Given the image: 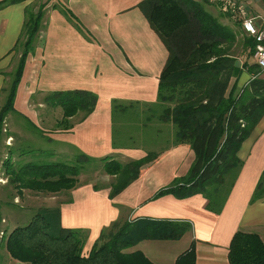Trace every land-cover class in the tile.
I'll return each instance as SVG.
<instances>
[{
    "label": "crops",
    "instance_id": "1",
    "mask_svg": "<svg viewBox=\"0 0 264 264\" xmlns=\"http://www.w3.org/2000/svg\"><path fill=\"white\" fill-rule=\"evenodd\" d=\"M143 1L20 0L2 7L0 100L14 67L25 9L33 2L37 3L36 10L43 4L41 28L16 89L14 113L27 118L36 127L33 108L39 110L37 106L41 104L33 102L34 99L39 96L46 99L54 92H91L97 97L92 113L85 118L81 113L68 118L66 122L70 127L64 130V125H60L62 118L59 119L63 112L57 108L59 112L53 110L57 113L53 126L45 128L43 136L76 157L81 154L92 159L113 157L126 164L144 158L149 152L158 154L141 169L135 181L112 199L109 185L95 186L89 182L69 191L65 201L54 197L52 232L57 235L60 229L84 231L83 255L87 256L101 231L114 222H132L133 225L144 221L184 222L189 230L179 239L140 240L127 252L139 251L153 264H176L192 246L194 264H229L228 249L236 232L256 234L264 243V197L252 200L264 172V113L239 148L237 156L241 167L219 212L206 208L207 200L202 194L182 199L172 194L158 195L175 178L185 177L194 161L188 144L172 145L171 124H167L170 136L163 135L166 138L159 152L150 150L147 144L140 145V141L113 146L112 102L139 106L155 103L159 77L168 59L164 43L138 7ZM243 1L252 15L264 17V0ZM213 17L235 36L231 54L240 72L237 80L235 77L230 80L227 96L233 86L237 88L234 95L238 96L254 77L243 65L245 62L251 65L254 58L248 57L243 47V39L248 36L240 24L219 11ZM256 24L261 25V21L256 20ZM236 39L238 43L240 40L242 54L235 53ZM258 77L264 79V72ZM134 113L145 117L143 112H133L129 116ZM152 133L147 141L155 146L163 136L159 137L156 131ZM59 152L57 154L69 155L62 150ZM6 257L8 264H20Z\"/></svg>",
    "mask_w": 264,
    "mask_h": 264
},
{
    "label": "trees",
    "instance_id": "2",
    "mask_svg": "<svg viewBox=\"0 0 264 264\" xmlns=\"http://www.w3.org/2000/svg\"><path fill=\"white\" fill-rule=\"evenodd\" d=\"M17 1L20 0H1L0 9ZM138 7L168 51L159 77L156 102L143 105L150 112L157 108L160 112L149 114L147 119L170 123L174 128L172 145L186 143L194 154L188 174L175 178L158 195L172 194L182 199L202 194L207 200L206 208L219 212L241 167L237 156L239 148L264 113V79L258 77L262 71L256 63L248 66L245 62L243 65L254 77L240 95H234L236 86H233L227 96L230 80L234 77L237 80L240 72L231 54L235 36L194 0H144ZM44 11L43 4L36 11L32 6L25 9L23 31L16 45L24 39L23 50L11 83L4 89L8 94L6 109L14 111L16 89L25 60L34 49ZM242 43L248 51L246 55L253 57L254 39L247 37ZM46 98L62 109L60 125H64V130L70 127L66 122L68 118L77 113H81L82 118L87 117L97 103L96 95L87 91L54 92ZM137 106L113 101V121L118 113L130 118L132 113L128 110ZM113 146L122 147L117 144L114 133ZM157 156L149 152L142 159L121 164L113 157L92 159L81 154L74 165L61 162L26 164L16 175L26 186L39 187L47 194H60L77 188L80 185L77 176L86 170V164L97 163L96 167L116 179L109 184L112 199L135 181L141 169ZM262 197L264 172L252 200ZM49 224L46 215L37 213L27 225L6 230L0 239V249L4 242L9 258L20 264H153L141 252L128 253L127 250L140 240H176L189 230L184 222L144 221L131 226L127 222H114L101 231L85 256L84 231L60 229L56 235L52 228L50 231ZM227 260L229 264H264V243L256 234L238 231L231 240ZM194 261L191 246L176 264H194Z\"/></svg>",
    "mask_w": 264,
    "mask_h": 264
},
{
    "label": "rangeland",
    "instance_id": "3",
    "mask_svg": "<svg viewBox=\"0 0 264 264\" xmlns=\"http://www.w3.org/2000/svg\"><path fill=\"white\" fill-rule=\"evenodd\" d=\"M198 1L199 4L212 15H215L216 12L219 11L205 0ZM36 5V2H33L31 5L33 11H36ZM225 16L230 19L229 16ZM22 31L21 29L20 33H22ZM19 36H21V34ZM239 38L240 36H238V39ZM238 39H236L237 45L235 47V53L237 55L241 53L240 40L238 43ZM23 44L24 39L20 45L15 48L16 59L14 61L13 70L11 71L12 73L9 75L7 83L5 84V89H8L12 76L16 71L20 58L19 55H21L23 50ZM251 62H255L254 58H252ZM255 69L258 71L257 67ZM7 95L6 92H3L0 100V239L6 230L11 231L16 227L27 225L37 213L47 216L51 231V228L55 225V215L53 217L51 213L53 198H58L59 196V200L65 201L67 200V194H69V191L60 194H47L42 192L39 187L26 186L21 183V179L19 180L20 177L16 175L18 169L26 164L61 162L74 165L75 161H77L75 154L68 152V150L58 146L56 143H52V141L43 136L46 133L44 129H50V127L53 126V121L57 117V108L61 109L60 107L52 105V101L48 100L49 97L45 99L39 96L37 100L34 99L33 102L38 101L37 103L41 104V106H37L39 110L33 108V112L36 114L34 115L35 122L38 125L34 127L33 123L29 122L27 118L15 114L10 108H5ZM156 111L159 113L160 108H157ZM128 112H143L145 117L140 118L139 116H135L138 113H134L127 119L119 113L114 116L113 133L117 144L122 145L125 142L138 144L140 141V145L147 144L150 150L159 152L165 138L170 136L171 130L167 125L170 123H162L156 119L150 122L144 121L143 119H147L149 114L155 113L154 111L150 112L144 106L131 108ZM78 117L80 116L78 115ZM61 118L62 117H59V119ZM171 128H173V126ZM152 131L158 132L159 137L163 135L166 136L165 138L163 136L158 144L155 143V146L149 145L147 141L149 136L153 134ZM173 135L174 128L172 129V142ZM60 150L68 152L69 155L64 156L57 154V152L60 153ZM98 165L97 163L86 164V170L80 172L77 176L80 184L89 182L97 186H102L115 182L116 179L106 175L99 167H96ZM127 225L131 226L133 223L127 222ZM3 249L4 242L0 249V264H8L7 259H5L7 255H5L6 253Z\"/></svg>",
    "mask_w": 264,
    "mask_h": 264
},
{
    "label": "built area",
    "instance_id": "4",
    "mask_svg": "<svg viewBox=\"0 0 264 264\" xmlns=\"http://www.w3.org/2000/svg\"><path fill=\"white\" fill-rule=\"evenodd\" d=\"M208 4L216 6L218 10L240 24L243 32L254 39V60L256 65L264 72V17L252 15L243 0H205ZM261 25L256 24V20Z\"/></svg>",
    "mask_w": 264,
    "mask_h": 264
}]
</instances>
